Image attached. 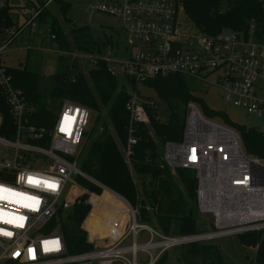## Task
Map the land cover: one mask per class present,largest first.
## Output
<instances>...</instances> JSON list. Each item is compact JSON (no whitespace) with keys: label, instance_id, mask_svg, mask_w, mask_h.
Listing matches in <instances>:
<instances>
[{"label":"built area","instance_id":"1","mask_svg":"<svg viewBox=\"0 0 264 264\" xmlns=\"http://www.w3.org/2000/svg\"><path fill=\"white\" fill-rule=\"evenodd\" d=\"M259 1L264 14V0ZM4 9L0 4V13ZM180 9L179 0L104 2L100 11L121 20L127 46L122 57L111 44L104 57L86 56L87 62L98 66L102 61L116 76L137 84L180 76L207 89L215 87L224 94L226 103L264 124V20H253L247 31L224 30L216 36L187 34L178 24ZM32 13L27 25L35 26L38 12ZM7 48L0 47V90L15 134L14 138L0 136V187L9 190L0 194V264H140V253L149 258L146 264H157L178 247L264 234V159L246 154L239 131L205 117L195 102L188 104L183 138L165 144L161 168L172 174L194 173L197 211L210 216L212 226L203 234L165 236L141 221L139 207L79 169L76 158L90 125L89 109L64 101L49 134L28 124L31 110L23 93L14 88L10 69L3 62ZM158 110L155 99L145 98L137 90L129 93L126 112L130 123L124 151L129 166L141 140L140 128L149 126L151 117L159 119ZM2 124L0 115V128ZM255 130L264 133V128ZM29 177L56 187L29 184ZM79 179L102 192L83 186L84 193L70 205L68 188ZM105 193L123 206L106 205L107 211L116 212L106 246L68 254L62 223L82 202L80 197L86 196L85 204L92 212ZM141 233L149 235L144 244L137 241Z\"/></svg>","mask_w":264,"mask_h":264},{"label":"trees","instance_id":"2","mask_svg":"<svg viewBox=\"0 0 264 264\" xmlns=\"http://www.w3.org/2000/svg\"><path fill=\"white\" fill-rule=\"evenodd\" d=\"M179 2L196 31L204 35L216 36L224 30L247 31L253 20L261 23L264 20L263 8L259 0H179ZM66 9L67 5L64 7L65 11H67ZM55 25H57L56 22L53 24V29L56 31ZM12 26V16L9 10L5 9L0 13V47H2L4 41V33ZM86 30L79 29L72 32L71 35L83 33ZM57 33L59 34V32ZM55 37L56 40L59 39V45L65 51H69V48L65 45L66 35L60 34L58 38L57 36ZM75 68L78 70L77 67ZM10 74L13 78L14 88L23 93L27 107L31 110L28 124L38 129H44L46 134H49L55 125L56 114H51L48 111L46 97L39 94L40 75L28 70L27 67L23 69L10 68ZM84 75L83 72L77 71V75L73 79L56 78L53 88L47 97L60 99L63 102L70 101L86 107L95 114V122L99 121V117H101L103 112L106 114L108 124H103L101 131L97 135L89 137L86 133L85 139L88 147L86 146L83 155L79 154L76 158L78 167L85 175L96 179L111 191L121 195L134 207L141 206V221L154 226L145 202H140L139 198L150 195L154 204H159L164 200L163 197L167 190L163 187V181L169 175V171L161 168L163 165L161 146L168 142H179L182 140L187 106L191 102L201 103V100L189 89L187 86L189 80L184 77H157L142 82L145 86H148V84L153 86L151 88L156 91L159 99L167 105L171 117L166 123H161L158 119L151 117L150 126H142L140 128L138 136L141 137V140L134 148L131 166H129L126 163L124 154L130 123L129 115L126 112L129 93L124 86L121 87V84L125 80L136 91L137 83L129 78L116 76L104 62L89 70L87 78ZM204 109L209 118L223 117L227 119L221 112H211L206 107ZM178 112L180 113L179 115ZM0 115L3 119L0 136L14 138L15 128L12 126L7 107L3 102L1 90ZM111 128L114 130L117 139L114 137ZM237 129L242 135L246 154L250 157L264 159V133L255 129L246 130L239 127ZM149 130L155 133L160 147L156 145ZM133 171L138 177L143 179L140 185L141 191L133 180ZM180 177H182L181 181L187 188L189 197L196 199L195 179L187 180L186 177L181 175ZM147 181L153 187L151 192L146 191ZM78 183L98 194L102 192L98 188L90 187L82 179H79ZM104 198L108 202L122 207L119 202L110 196L104 195ZM166 200H169L172 204L173 210H180L176 209V203L170 198ZM159 209H162V207L160 206ZM90 211L91 207L82 200L80 204L75 205L73 210L69 212L65 223H62L61 233L64 236L68 254H81L93 250L94 247L87 242V234L82 228ZM98 213V210L94 213L91 212L85 223V228L98 237H107L110 234V230L112 232L113 226H109L105 230L102 229V220L99 218ZM165 218L170 219L173 217L165 216ZM169 221L167 225L160 224L162 233L165 236H170L173 229L172 222L171 220ZM66 223L72 226L67 227L65 226ZM195 234H198L196 220L191 211L179 220L176 235L192 236ZM239 239L242 244L257 248L255 263L264 264V234H248L239 237ZM167 259L166 253L157 264H165ZM181 261L185 264L227 263L216 248L199 244L186 246L181 255Z\"/></svg>","mask_w":264,"mask_h":264},{"label":"rangeland","instance_id":"3","mask_svg":"<svg viewBox=\"0 0 264 264\" xmlns=\"http://www.w3.org/2000/svg\"><path fill=\"white\" fill-rule=\"evenodd\" d=\"M102 2L116 4L122 2V0H0V4L9 10L13 22L12 28L8 29L3 36V44L8 45V48L3 53V62L9 69H23L27 67L28 70L40 75L39 94L46 97L47 109L51 114L58 115L63 104V101L60 99L47 98L56 78L73 79L77 75V71L83 72L87 78L88 71L97 66L88 63L86 56L104 57L108 53L111 44L114 50H120V57L123 56V51L127 45L125 36L121 31V20L101 12L100 6ZM66 5L67 11L64 10ZM44 7L46 11H44ZM32 10L38 12V16L33 20L35 26L27 25V22L34 16ZM54 22L57 23L55 25L56 31L53 29ZM178 24L184 33L195 34L197 32L183 9L179 10ZM79 29L87 30L83 31V33L71 35L72 32L78 31ZM60 34L66 35L65 45L69 48V51H65L59 45V39H52L53 36H57L58 38ZM3 44L2 46H4ZM150 85L145 86L144 83H140L136 85V88L141 96L153 98L157 101L159 105L158 120L161 123H166L171 117V113L167 105L159 99L156 91L151 88L153 86ZM122 86H124L128 93L135 90L125 80L122 81ZM187 86L201 100V103L196 104L201 108L205 117L208 118L204 107L211 112H221L227 117V119L223 117L211 118L212 121L221 126L234 128L235 130H238L237 127L246 130L264 128V124L260 120L256 118L249 119L245 111L226 103L224 94L217 88L210 87L207 89L202 84L191 80L187 82ZM103 124H108L106 114L103 112L101 117H99V121L95 122V114L91 112L90 125L86 130L89 137L97 135L101 131ZM111 130L117 139L114 130L112 128ZM149 131L156 145L160 147L155 133L151 130ZM86 143V139H83L79 154L83 155L85 153V148L86 146L88 147ZM164 146H161L162 162ZM180 175L186 177L187 180L194 178L193 172L177 171L176 174L169 172V175L163 181V187L167 192L161 203H152L150 195V197L139 198L140 202H145L147 211L152 219V225H154L152 227L162 232V226L160 224L167 225L170 222L169 220H171L173 229L170 237H177L176 231L179 220L192 211V215L196 220L197 233L203 234L208 232L212 226L211 217L201 216L197 212L195 198L189 197L187 188L181 181L182 177ZM132 177L137 188L141 191L140 185L143 180L142 177H138L134 171L132 172ZM84 190L85 187L79 183L76 185L70 184L67 203L73 205L76 197L84 193ZM151 190H153V187L147 181L146 191L151 192ZM85 197L80 198L85 200ZM168 198L176 203V209H180L179 211L173 210L174 207H172V204L169 200H166ZM160 206L162 209H159ZM96 207L98 208V205ZM138 207L141 210V206L138 205ZM90 214L91 212L87 215L82 226L87 234V242H91L93 244L92 246L97 249L105 247L107 244L105 241L109 235L103 238L98 237L91 234L85 228V223ZM165 216L173 218L168 219ZM62 219L65 221L64 217ZM65 226L70 227L72 225L66 223ZM148 240L149 235L147 233H141L137 239L138 244H144ZM110 242L112 243L113 240ZM130 243L131 240L126 245ZM205 243L199 245L216 248L226 260V264H255L257 248L242 244L239 237H227L211 243ZM183 247L169 250L167 253L168 259L165 264H185L181 261V255L184 249H186V246ZM148 260L149 258L145 254L140 253L138 255L140 264H146Z\"/></svg>","mask_w":264,"mask_h":264},{"label":"bare ground","instance_id":"4","mask_svg":"<svg viewBox=\"0 0 264 264\" xmlns=\"http://www.w3.org/2000/svg\"><path fill=\"white\" fill-rule=\"evenodd\" d=\"M105 196H110L108 193H105L104 194ZM111 197V196H110ZM112 198V197H111ZM115 200V198H113ZM107 203L109 204H112L110 202H108L104 196L97 200L96 201V205H95V208L94 210L92 211V213L96 212V210L99 211L98 215H99V218L102 220V229H106L108 228L109 226L112 227V223H113V220L116 216V212H113L112 211H107L106 210V205ZM98 205V208L96 207ZM122 206V205H121ZM123 207V206H122ZM116 208H121L119 206H117ZM109 213V214H108ZM107 214V215H106ZM121 218L119 217L118 220H120Z\"/></svg>","mask_w":264,"mask_h":264},{"label":"snow or ice","instance_id":"5","mask_svg":"<svg viewBox=\"0 0 264 264\" xmlns=\"http://www.w3.org/2000/svg\"><path fill=\"white\" fill-rule=\"evenodd\" d=\"M65 119H66V120H70V118L67 117V116L65 117ZM62 130H63V129H62ZM28 183H29V184H33V185H39V184H41V183H47V186H48L49 188H55V187H56L54 184H51V183H48V182H42V181H40V180H38V179H36V178H33V177H29V179H28ZM6 192H9V190H8V189H4L3 187H0V194L6 193ZM11 195H15V196H23L22 193H11ZM2 198H7V197H2ZM5 234H7V233H5Z\"/></svg>","mask_w":264,"mask_h":264},{"label":"water","instance_id":"6","mask_svg":"<svg viewBox=\"0 0 264 264\" xmlns=\"http://www.w3.org/2000/svg\"><path fill=\"white\" fill-rule=\"evenodd\" d=\"M104 2H102L101 4H103Z\"/></svg>","mask_w":264,"mask_h":264}]
</instances>
